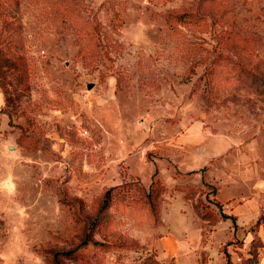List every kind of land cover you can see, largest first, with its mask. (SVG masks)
Masks as SVG:
<instances>
[{"label": "rangeland", "instance_id": "obj_1", "mask_svg": "<svg viewBox=\"0 0 264 264\" xmlns=\"http://www.w3.org/2000/svg\"><path fill=\"white\" fill-rule=\"evenodd\" d=\"M208 138L264 172V0H0V264L247 263L264 214L218 244L178 190Z\"/></svg>", "mask_w": 264, "mask_h": 264}, {"label": "crops", "instance_id": "obj_2", "mask_svg": "<svg viewBox=\"0 0 264 264\" xmlns=\"http://www.w3.org/2000/svg\"><path fill=\"white\" fill-rule=\"evenodd\" d=\"M201 130V125L199 124L198 126L193 125L190 129L180 133V135L177 136L179 137L178 142L181 144L180 149H186L184 147L186 145L198 146L200 142L205 141L207 137H202ZM208 139L209 141H207V143L203 146L207 150L208 158H202L203 160L199 162V165H187V167H183L181 169L177 168L175 166L176 163L174 162V176L178 181L181 176H188L192 173L198 176L199 182L203 179L207 184L213 185L214 190L212 192L205 193L206 198L209 199L206 200V202L217 210L216 205L212 202L213 200L217 201L220 205L221 211L232 215L235 222V229H233L229 217H220L217 219L214 225L215 227L212 231L217 243L219 244L220 242H224V240L231 237L233 233L234 235L242 238V244L245 246L252 237L253 231H244V229L255 223L258 216L264 214V172H261L258 169L254 170L251 165H245L243 168L242 165L231 163L229 161L230 158L228 157V154H223V156L220 157L221 152L219 149L221 146L224 145V148H226L229 145V141L226 138H212L213 140L210 138ZM193 143L194 145H191ZM187 150L190 149L188 148ZM239 158L250 157L242 156ZM206 173L209 174V176L206 175ZM177 181L174 182L171 187H174L176 183H178ZM178 190L181 195V190ZM184 203L190 207L193 213L192 204L186 200H184ZM191 220H193L198 226L194 218ZM262 230L264 232L262 223H258L254 232L260 236L262 243L261 247L258 249L256 261L252 264H264V233ZM198 242L199 234L196 244H198ZM164 253L165 255H173L174 259L177 261V247H175V245H166V252ZM190 254H193L194 260H197V255L194 251L192 252V249H190L189 246H186V250L183 252V255L189 256ZM196 264H198V261ZM219 264H223V262L220 261ZM231 264L241 263L239 262V258L236 256L235 258H232Z\"/></svg>", "mask_w": 264, "mask_h": 264}, {"label": "trees", "instance_id": "obj_3", "mask_svg": "<svg viewBox=\"0 0 264 264\" xmlns=\"http://www.w3.org/2000/svg\"><path fill=\"white\" fill-rule=\"evenodd\" d=\"M242 70L244 71V69H242ZM154 182H156L155 179L153 180V182H152V180H150V182L148 183V185H147V187H146V189H145V191H146L147 193H149V188H151V185H153ZM180 190H181V196H182V198H183L184 200L189 199V198H188V191L183 190L182 188H181ZM213 190H214V189H213ZM205 195H206V194H205ZM185 198H186V199H185ZM212 202L216 205L217 210H215L213 207H211L206 201L201 202L200 199H197V200L194 202V206H193V208H194V210L199 209V210L202 211V214H200V215L198 214V215H199V217H200L202 220H204V221H206V222L208 221V220H207L208 218L206 217L207 210H211V211H213L214 215L216 214V215L218 216L217 219H219L220 217H221V218L229 217L230 220H231V226H232L233 229H235L234 217H233L232 215H229V214H226V213L222 212L221 209H220V205H219V203H218L217 201L213 200ZM159 207H160V205L158 206V208H159ZM207 223H209V222H207ZM201 224H202V223H201ZM201 224H199V226H201ZM200 232H201V229H200ZM233 236H234V234L232 233L231 237H229L228 239L233 238ZM228 239H227V240H228ZM252 240H253V237L250 239V242H249V243H251ZM259 247H261V244L258 246L257 249H259ZM257 249L254 251V253H253L252 255H251V252H250V250H249V252H248V253H249L248 256H246L245 259H244L245 261H246V260H248V261H247V263H244V264H252V263H254V262L256 261V257H255V255L257 256V252H258ZM200 262H201V264H202V256H201V255H200ZM198 263H199V261H198ZM203 264H207V263L204 261ZM226 264H229V261H228L227 259H226Z\"/></svg>", "mask_w": 264, "mask_h": 264}, {"label": "water", "instance_id": "obj_4", "mask_svg": "<svg viewBox=\"0 0 264 264\" xmlns=\"http://www.w3.org/2000/svg\"><path fill=\"white\" fill-rule=\"evenodd\" d=\"M91 85H92L91 82H87V83H86V87H87V88H89Z\"/></svg>", "mask_w": 264, "mask_h": 264}]
</instances>
